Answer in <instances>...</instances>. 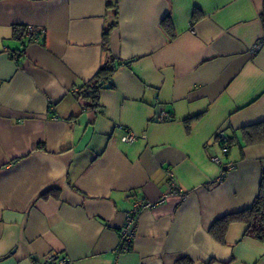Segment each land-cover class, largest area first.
I'll list each match as a JSON object with an SVG mask.
<instances>
[{"label":"crops","instance_id":"0c3cea01","mask_svg":"<svg viewBox=\"0 0 264 264\" xmlns=\"http://www.w3.org/2000/svg\"><path fill=\"white\" fill-rule=\"evenodd\" d=\"M108 61L113 87L85 110L75 91ZM261 123L264 0H0V264H264L243 224L209 234L258 192L264 142L241 132ZM217 130L236 138L222 180ZM136 199L154 207L118 253Z\"/></svg>","mask_w":264,"mask_h":264},{"label":"trees","instance_id":"16d2710c","mask_svg":"<svg viewBox=\"0 0 264 264\" xmlns=\"http://www.w3.org/2000/svg\"><path fill=\"white\" fill-rule=\"evenodd\" d=\"M25 27L26 26L14 27L15 39L19 41H22L24 39L27 40V38L25 37ZM27 42L30 43L33 41L27 40ZM14 57L15 55L13 56V58ZM117 65L113 61L105 62L99 68V70L96 72V74L90 81H88L81 88L75 91L76 98L82 101L83 103L82 106L85 110L98 111L101 108L99 104L100 92L102 90L111 89L113 87L111 81L118 67ZM219 131L220 130H217L215 132L214 140L218 144L220 151V156L218 157H220L221 161L225 163L224 158H226V156L228 155V152L231 149V147L234 145L236 138L234 136L233 137L227 136L225 131L221 130L225 133L227 137L226 145L228 148V152L226 154H222L221 148L223 147L224 144L220 142L216 137ZM241 134L244 140H246L247 144L262 143L264 142V123H261L260 125L258 124L243 128ZM218 167L220 168V166ZM227 173L228 172H225L223 174L224 176H222V179L225 177ZM233 223H240L246 227L244 233L245 237L264 243V173L261 174L259 186H258V192L250 208L237 211L234 213H230L218 218L209 228L210 236L219 244L224 245L225 235L228 230V227ZM174 264H194V263L188 257L183 256L178 258Z\"/></svg>","mask_w":264,"mask_h":264},{"label":"built area","instance_id":"2783aa9c","mask_svg":"<svg viewBox=\"0 0 264 264\" xmlns=\"http://www.w3.org/2000/svg\"><path fill=\"white\" fill-rule=\"evenodd\" d=\"M45 36V31L40 28H35L33 26H26L25 27V37L27 40H31L35 43H40L43 41V38ZM258 50V46H256L253 50L255 53ZM167 114H161L158 116L157 121L158 122H165L168 119ZM121 129V127H119ZM217 139L222 142L224 145L221 148V153L226 154L228 152V148L226 145L227 137L223 131H219L217 133ZM144 138V137H143ZM138 140V138L133 135L130 132H125L124 135L121 137V141L126 144H132ZM211 161L220 166L221 168V174L220 178L222 179V176L225 172H230L236 168V166L232 163L225 164L221 161L220 157L215 156L211 158ZM168 186H169V195L170 196H176L183 200L185 198V193L176 185L173 176L171 173H168ZM167 197V196H166ZM165 196L162 198V201H164ZM154 207V204H151L145 200L142 199H136L131 207V209L125 214L124 223L120 229V235H119V243L116 248V252L118 253H127L132 247V242L136 233V226H137V220L140 214L146 210H149ZM54 262H58L59 264H66V260H57L55 257H49L46 259L44 264H52Z\"/></svg>","mask_w":264,"mask_h":264}]
</instances>
